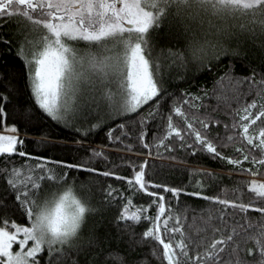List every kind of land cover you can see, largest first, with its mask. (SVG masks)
I'll use <instances>...</instances> for the list:
<instances>
[{
	"label": "snow or ice",
	"instance_id": "1",
	"mask_svg": "<svg viewBox=\"0 0 264 264\" xmlns=\"http://www.w3.org/2000/svg\"><path fill=\"white\" fill-rule=\"evenodd\" d=\"M13 17L23 19L22 27L13 33L16 43L2 30L0 43L9 52L16 47L22 63L18 70L13 63L7 65L10 71L0 73V123L6 131L17 132L20 123L27 129L51 118L73 128L80 136L75 143L91 154L80 162L54 160L27 152L24 137L0 132V179L6 180L0 208L12 207L20 217L9 220L5 214L0 220V264H53L70 250H80L85 243L82 226L87 215L100 206L91 202L90 185L74 191L71 170L100 171L88 160H107V155L84 141L98 128L107 129L110 141H121L110 126L117 120L116 129L125 130L122 135L129 134L127 122L138 125L137 139L148 151L138 165L131 164V174L106 170L103 175L116 176L127 182L129 190L149 197L143 208L130 211V191L127 202L120 206L118 221L150 222L142 236L162 245V261L167 264H264V180L247 183L255 196L244 202L201 190L189 193L186 187L157 183L149 177V167H153L149 157L175 160L176 149L207 153L235 166L231 171H247L253 176L256 171L245 169L242 162L264 166V71L252 68L249 75L241 77L228 69L221 77V88L227 79L231 94L219 90L214 94L226 107H231L233 100L237 105L229 113L232 124L226 125L229 134L225 139L212 135L209 127L220 122L213 115L218 109L196 103L213 93L204 89L194 95L181 90L182 96L176 97L175 90L168 91L171 85L160 55L154 54V38L161 25H183L184 33L178 35H184L189 22H197L199 30L191 33L184 45L186 52L168 50L182 67L195 63L211 71L225 53L238 52V47L229 46L232 41L239 45L253 40L264 47V0H0V26ZM253 91L250 101H242ZM9 106L15 117L11 124L6 122ZM149 131L151 139L146 135ZM237 140L240 143L234 155L222 151ZM36 143L51 144L46 137ZM126 148L132 150V145ZM17 154L28 159L17 166ZM202 174L215 178L212 172ZM195 184L205 187L199 179ZM106 192L105 201L111 203L125 195L111 185ZM181 193L203 197L210 203L199 209L185 204L183 218L179 213L173 215L171 201L179 205ZM8 196L13 199L8 201ZM149 206L154 207V215L148 214ZM249 209L258 211L255 220L250 218ZM189 211L193 213L190 221ZM97 240L90 232L87 244ZM152 254L160 255L157 246H153Z\"/></svg>",
	"mask_w": 264,
	"mask_h": 264
},
{
	"label": "trees",
	"instance_id": "2",
	"mask_svg": "<svg viewBox=\"0 0 264 264\" xmlns=\"http://www.w3.org/2000/svg\"><path fill=\"white\" fill-rule=\"evenodd\" d=\"M19 20V25L17 23ZM190 27L187 33L184 35H178L184 33L183 25H173L172 28H168L166 25H161L159 33L154 38L155 52L159 54L163 67V72L166 79L170 82L169 92L175 90L176 97L182 96L181 90H187L194 95H198L202 90L207 89L212 92L203 101H196V103H202V105H212L218 109L217 113H213L220 121L212 123L209 127L213 130L212 135L224 136L225 139L229 134L226 125L232 124V117L229 115L231 108L236 107V102H231V107L218 100L215 91H223L225 94H231V85L228 80H223V88H221V77H223L226 70L231 69L232 74L239 75L241 77L247 76L255 68L258 72L264 71V47L258 42L253 40H244L239 45L235 41L230 43V47L237 48L236 53H225L220 57L219 62L215 64L214 68L209 71L205 68L199 67L197 64L192 63L187 67H182L179 64L178 59L174 60L170 57L169 49L173 52L179 50L180 52H186L184 45L191 39L192 32H198L199 26L197 22H189ZM23 19L13 17L8 24L0 26V30L6 32L12 36L13 44L16 43L17 37L13 33L22 27ZM23 32L28 33L27 28L22 29ZM6 45L0 43V73L10 71L7 65L15 63L17 70L19 69L22 60L16 56V47H12L11 52L6 50ZM241 87L247 90L246 85ZM254 91L249 92L247 96L242 97V101H250L254 97ZM187 107V106H185ZM203 106L199 111H203ZM190 111H197L196 109H190ZM15 119L11 107L7 110L6 122L11 124ZM159 119V118H157ZM238 119V117H237ZM95 123V121H91ZM120 123L119 120L115 122L113 127L114 135L121 136V141H110L107 135V129H96L92 134L84 141L85 144L91 145L92 149L96 151H103L108 159L105 160L100 157H94L88 160L90 165L95 166L100 171L98 173H86L84 170H71L72 177H75L74 191L79 192L83 185H90L93 193L92 204L99 205V209L92 214L87 215L86 222L82 226V235L85 238V243L81 245L79 251L70 250L66 256H61L58 260L54 259L53 264H122V261L127 262L134 261L135 264H167L166 261H162L163 247L152 237L144 238L142 231L146 230V227L150 222H138L132 220H120L116 217L119 215L120 206L127 202L128 193L133 192V200L130 211H135L137 208H143L146 202H149L147 193H137L133 190H129L127 182L118 179L116 176H104L103 172L106 170H114L120 175L131 174V164L137 165L144 158V154L148 151L139 144L137 139L139 126L133 124L131 121L126 123V130L128 135H122L125 130H117L115 125ZM152 122L149 121V124ZM87 126V124H85ZM0 132L4 134H16L26 139L24 148L27 152L35 155L51 156L54 160H67L72 162H80L82 158L90 155V150L86 152V149L77 145L76 140L80 139V136L75 133V130L70 127H66L63 123L53 121L51 118L47 120L42 119L39 124L34 127L25 129L24 125L20 123L18 125L17 132L6 131L3 123H0ZM149 139H151L152 132L146 133ZM47 138L51 144H38L36 141L43 138ZM236 143L226 144L222 151L226 154H235L234 149ZM132 145V150H128L126 145ZM59 145H67L68 147H58ZM245 147H249L245 145ZM257 154V153H254ZM174 155L178 159H168L166 157L156 158L149 157V160L153 162V167H149V177L155 180L157 183H168L172 186L186 187L190 193L193 190L204 191L207 195H220L229 199H243L244 202H248L253 199L255 193L250 192L247 188V183L253 179L258 181L264 180V175L261 174V169L264 166L251 165L249 162H242L245 169L252 167L256 171V175L253 176L250 172H238L231 171L235 166L231 165L227 161H222L219 158H213L207 153H192L190 150L185 152L182 149H176ZM3 154H0L2 157ZM28 157H19L16 155L17 166L21 164ZM129 161L131 163H129ZM186 161V162H184ZM2 161H0V167H2ZM58 167V166H56ZM200 170V173L192 172L190 170ZM56 168L54 167V171ZM203 172L215 173V178L204 176ZM201 180L205 187L198 188L195 184V180ZM71 183V177L69 178ZM6 180L0 179V194L5 187ZM109 185L116 191H123L125 195L121 197H115V202H106L105 197L107 195L106 190ZM239 188L240 191L233 192L232 189ZM162 191V189H161ZM166 195H171L170 193ZM8 201L13 199L12 196L6 197ZM259 203V201H253ZM173 205V215L179 213L182 218L185 213L183 207L185 204L197 209L201 207H207L209 201L203 197H194L186 193H181L180 204L177 205V201H171ZM217 208H223L222 205L217 204ZM230 207V206H229ZM5 214L8 215L9 220L16 218L20 219L19 214L15 213V209L9 207L8 209L0 208V220L3 219ZM15 214V215H14ZM148 214L154 215V207L149 206ZM198 214V213H197ZM248 214L251 219H256L259 213L256 209H249ZM193 213L187 212L189 221L191 220ZM257 224L259 221L257 220ZM2 226V225H0ZM255 227V225L253 226ZM90 232H94L98 238L97 243L88 245L87 237ZM204 235V233H200ZM251 242H249V246ZM153 246H157L160 255L154 256L152 254Z\"/></svg>",
	"mask_w": 264,
	"mask_h": 264
}]
</instances>
